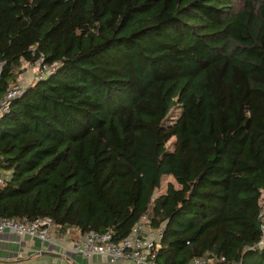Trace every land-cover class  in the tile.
Returning <instances> with one entry per match:
<instances>
[{"label":"trees","instance_id":"obj_1","mask_svg":"<svg viewBox=\"0 0 264 264\" xmlns=\"http://www.w3.org/2000/svg\"><path fill=\"white\" fill-rule=\"evenodd\" d=\"M41 59L0 216L119 241L146 212L160 264H264V0H0V100Z\"/></svg>","mask_w":264,"mask_h":264},{"label":"built area","instance_id":"obj_2","mask_svg":"<svg viewBox=\"0 0 264 264\" xmlns=\"http://www.w3.org/2000/svg\"><path fill=\"white\" fill-rule=\"evenodd\" d=\"M38 66L33 81L47 76L54 71L56 64L41 59L37 62ZM27 85V82L19 80L10 86L6 94L0 100V117L10 109L11 100L21 94ZM262 220V237L258 244H264V201L263 209L260 214ZM13 230L22 235H30L42 238L44 240L55 241L56 233L52 218L37 217L35 219H20L9 216H0V232ZM163 237V227L153 228L148 223V213H143L134 224L131 232L119 241L113 239L111 230L101 231L90 229L81 233L73 239L74 249L86 256L95 254H105L112 261L120 259H129L137 264H160L157 259V250L160 247ZM194 264H208L204 258H195Z\"/></svg>","mask_w":264,"mask_h":264},{"label":"crops","instance_id":"obj_3","mask_svg":"<svg viewBox=\"0 0 264 264\" xmlns=\"http://www.w3.org/2000/svg\"><path fill=\"white\" fill-rule=\"evenodd\" d=\"M32 74L30 67L23 75L27 83L33 81ZM55 233L56 240L50 241L13 230L0 232V264H137L129 259L112 261L105 254L86 256L77 252L73 239L82 232L76 228L64 233L55 228Z\"/></svg>","mask_w":264,"mask_h":264},{"label":"rangeland","instance_id":"obj_4","mask_svg":"<svg viewBox=\"0 0 264 264\" xmlns=\"http://www.w3.org/2000/svg\"><path fill=\"white\" fill-rule=\"evenodd\" d=\"M37 69H38V66H36V65H34V66H32V76H35L36 75V72H37ZM27 70H28V68H27ZM26 70V71H27ZM26 71H25V73H26ZM25 73H22V75H21V77H20V80L21 81H26V78L23 76V75H25ZM24 78V79H23ZM27 82V81H26ZM168 177H166L165 179H164V182H163V186H162V188H161V190L163 191L165 188H166V186H167V181H168Z\"/></svg>","mask_w":264,"mask_h":264}]
</instances>
